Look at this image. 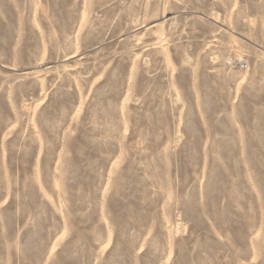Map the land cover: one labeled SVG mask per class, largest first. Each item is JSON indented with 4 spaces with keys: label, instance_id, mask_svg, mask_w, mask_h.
<instances>
[{
    "label": "rangeland",
    "instance_id": "374dc122",
    "mask_svg": "<svg viewBox=\"0 0 264 264\" xmlns=\"http://www.w3.org/2000/svg\"><path fill=\"white\" fill-rule=\"evenodd\" d=\"M0 264H264V0H0Z\"/></svg>",
    "mask_w": 264,
    "mask_h": 264
},
{
    "label": "built area",
    "instance_id": "2783aa9c",
    "mask_svg": "<svg viewBox=\"0 0 264 264\" xmlns=\"http://www.w3.org/2000/svg\"><path fill=\"white\" fill-rule=\"evenodd\" d=\"M241 68H244V65H240Z\"/></svg>",
    "mask_w": 264,
    "mask_h": 264
}]
</instances>
